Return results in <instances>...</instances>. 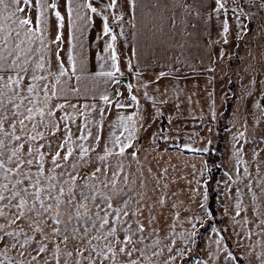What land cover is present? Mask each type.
I'll use <instances>...</instances> for the list:
<instances>
[{
    "label": "rangeland",
    "instance_id": "rangeland-1",
    "mask_svg": "<svg viewBox=\"0 0 264 264\" xmlns=\"http://www.w3.org/2000/svg\"><path fill=\"white\" fill-rule=\"evenodd\" d=\"M47 2L50 4L52 0ZM57 2L65 16L63 39L59 42L60 59L65 67L71 68L67 52L69 36H73L71 46L77 58L80 79L77 81L71 72L62 77L64 84L59 87L64 88V94L54 102L66 99L68 105L63 112L70 113L71 119L61 122L56 136L64 135L63 125L68 123L78 151L82 143L77 139L81 135L79 126L87 119L85 127L93 135L83 143L96 146L78 164L81 175L87 176L88 172L99 167L100 172L90 178V182L111 196L114 204L127 200L130 208L139 210V215L132 217L130 214L129 217L139 220L146 229V239L136 247L144 249L149 261L156 264H238L220 234V226L240 258L239 264H264V8L260 7L264 0H235L244 10V14L236 13L243 28L241 23L232 19L230 10L226 42L220 23L223 17H217L213 11L215 0H136L135 20H132L128 0H118V4L123 5V29L120 22L111 23L114 20L112 13H119L120 7L104 9L101 0H75L83 4L92 2L109 17L110 26L117 34L115 43L120 72L115 76V83L107 76L95 75L111 67L109 53L104 51L111 36L103 32L102 18L91 9L80 8L79 12L85 18H92L91 23L75 19L74 14L75 28L70 32L67 0ZM227 2L231 5L233 0ZM53 13L54 10L48 12L52 25L48 38L53 40L49 47L55 52L56 19ZM26 14L33 18L35 15L34 12ZM34 26L33 20L29 27ZM44 43L47 44V38ZM39 44V40L32 44L34 54L29 53L32 55L29 63L35 67L43 55L45 69H48L49 53L35 51ZM45 69H36V74L44 75ZM57 70L56 57L52 55L50 71ZM161 72L170 74L157 80ZM124 76L127 84L119 82ZM129 84L132 85L131 91ZM73 88H78V92H72L70 89ZM232 88L236 99L227 119L229 127L222 132L223 140L217 153V164L221 169L216 182L219 225L211 224L203 231V225L213 221L207 208L208 197L204 199L208 177L205 156L215 144L209 117L211 113L216 119L221 117L225 99L232 95ZM117 91L120 96L116 95ZM102 94L109 96L113 101L111 105L100 99ZM133 95L137 97L138 107L131 99ZM85 101L89 108L93 103L96 107L85 111L82 107ZM117 101L128 107L118 108ZM73 104H76L75 109L71 107ZM101 107L104 108L103 115L99 111ZM77 112L84 115L77 116ZM130 113H136L132 145L123 155L119 154L117 146L111 155L100 161L105 141L112 149L113 132L117 136L123 132L121 139H127L129 129L118 117ZM61 114L57 110V118ZM101 119L102 125L97 123ZM98 133L101 140L96 142L94 137ZM185 143L191 147L184 148ZM203 148L208 151H202ZM181 150L201 154H185ZM132 152L137 155L133 157ZM89 157L91 162L86 165L84 162H88ZM104 163L109 165L107 169L103 167ZM114 172L117 173L115 177ZM113 180L115 185L110 183ZM88 206L92 212L96 211L91 201ZM74 209L75 202L71 208L61 209L59 236L50 232L55 226L51 219L38 218L48 238L37 235L34 242L24 246H21L23 240L20 239L15 247L10 242L6 249L7 258L0 255V264H10V261L15 264L21 260L24 264H55L54 243L57 242L60 244L61 264L65 259L74 264L77 258L75 249L81 246L80 237L84 231L82 226L79 232L72 231L76 226ZM68 215L73 219L68 220ZM0 223L6 221L0 218ZM11 228H23L25 234L32 235L27 221H17L6 230ZM155 229L159 231H153ZM64 235L69 237L66 245ZM157 238L159 244L154 243ZM185 239L191 242L185 244ZM37 242L47 245L46 251L39 255ZM83 247L88 245L85 243ZM157 247L162 251L152 256ZM4 250V244L0 243V251ZM69 251L73 253L71 257L66 254ZM170 254L176 257L174 262L168 261Z\"/></svg>",
    "mask_w": 264,
    "mask_h": 264
},
{
    "label": "snow or ice",
    "instance_id": "snow-or-ice-1",
    "mask_svg": "<svg viewBox=\"0 0 264 264\" xmlns=\"http://www.w3.org/2000/svg\"><path fill=\"white\" fill-rule=\"evenodd\" d=\"M132 20H135L136 0H128ZM121 8L119 13L113 12L114 20L111 23L120 22L123 29V5L118 4V0H108L104 3L101 0V8L115 9ZM187 7V5H185ZM261 8H264V3H261ZM60 5L57 0H52L49 4L47 0H0V218H3L6 223H0V243L5 246L4 251H0V255L6 256V249L11 242L15 247L20 239L23 240V245H29L35 241V237L40 235L42 239H47L38 218L44 220L51 219L55 226L51 227L50 232L53 236L61 234L60 218L62 208H71L75 202V218L76 226L72 229L73 233L80 231V226L84 231L81 234V246L75 249L77 258L74 264H156L155 261H149L146 251L142 248H137V243H143L146 239L144 232L145 225L139 220L130 219L139 215L138 209L129 207L127 200L122 203L114 204L113 198L102 192L94 183L90 182V178L96 177L100 172V168H94L88 172L87 176H82L78 164L83 162V157L92 151L87 143L92 137L91 130L86 129L87 119L79 126L81 135L77 137L82 141L77 151L73 142V135L68 123H64V135L56 136L60 132L62 121L70 120L71 114L63 112L68 101L64 99L59 101L64 94L62 77L71 72L76 75L77 81L80 79V74H77V58L74 55V49L71 46L73 36H69V48L67 52V60L71 68L65 67L64 61L60 59L59 42L62 41V29L65 26V16L59 10ZM80 8L91 9L93 13L98 14L102 18L103 32L109 34L111 39L106 43L104 51L109 53L111 67L106 72L95 73V75H104L111 78L115 83V76L120 72L118 63V52L116 48L117 34L110 26L108 15L96 8L92 2L86 4L76 3L75 0H67V24L69 30L75 28V19L82 20L85 24L91 23V17L85 18L80 12ZM54 10L56 19L55 32V52L49 47L53 45V40L48 38L49 31L52 27L49 20L48 12ZM231 10L232 19L237 23L243 24L240 16L236 13L244 14V10L240 4L233 0L231 5L227 0H215L213 11L217 17H221V31L226 42L229 33V11ZM29 12H34V18ZM35 21L34 27H29ZM123 32H121V35ZM47 38V44L44 41ZM99 39V37H97ZM37 40L40 41L39 47L35 51H46L49 53V58L46 61L48 69H45V56H40L39 62L35 63V67L29 63L34 54L32 44ZM55 55L58 70L55 72L51 69V56ZM222 55V53H221ZM23 57V59H20ZM129 66L130 62H129ZM36 69H45L44 75L36 74ZM83 69V64H81ZM82 74V72H81ZM170 73L161 72L156 77L168 75ZM148 82L145 81V84ZM131 91L132 85H128ZM72 92H78V88L70 89ZM120 96L119 91L116 92ZM147 95V93H145ZM100 99L106 104L111 105L112 100L109 96L102 94ZM131 99L136 102L138 100L135 95ZM116 106L128 107L121 105L117 101ZM73 109L76 104L71 105ZM85 111H91L95 108L93 103L89 108L87 101L82 105ZM57 110L61 111V115L57 118ZM101 115L104 113V108L99 109ZM77 116H83V112H77ZM136 113H130L128 116L121 115L118 117L123 126L129 129L127 139H121L124 133L119 136L113 132L112 149L108 148V142H104V154L99 157L100 161H104L106 156L111 155L113 150L117 149L120 155H123L125 149L132 145L135 139V119ZM103 124V120L97 121ZM47 129V131H45ZM85 132L87 134L85 135ZM55 137V143L53 142ZM96 142L101 140V135L98 133L94 137ZM166 139V137H165ZM184 148H190L191 145L185 143ZM202 151H208L203 148ZM131 155L135 157L136 152ZM79 157V159H77ZM71 161V163H69ZM91 162L89 157L88 162ZM107 169L109 165L103 164ZM122 171V167H121ZM75 173V174H73ZM114 177L117 173L112 174ZM83 180V184L78 181ZM115 185V180L111 181ZM100 200L97 203V200ZM207 199V196H204ZM89 201L95 208V212L89 208ZM178 215V213H177ZM68 220H72L71 215L67 216ZM191 220L192 218L189 217ZM199 219V217H197ZM17 221L29 223L32 235L25 234L23 228H11ZM135 225V227H133ZM67 231V228L64 229ZM153 231H159L155 229ZM94 233V235L92 234ZM121 234L122 238H121ZM195 235V233H192ZM11 238V240H9ZM68 235L63 236V242L67 244ZM95 241V242H93ZM175 243V240L172 241ZM191 241L185 239L184 243L188 244ZM88 247H83V244ZM154 243L159 244L157 238ZM38 252H45L47 245L37 242ZM147 245H145V248ZM55 249V264H61V251L59 242L54 243ZM162 251L157 247L152 256H156ZM171 252V249H169ZM87 252V255L84 253ZM93 253L95 255H93ZM71 257V251L66 253ZM186 254V253H185ZM229 256L232 254L229 253ZM175 256L169 255L168 261L174 262ZM10 264L13 262L10 261ZM15 264H24V261L15 262ZM63 264H69L65 259ZM167 264V262H166Z\"/></svg>",
    "mask_w": 264,
    "mask_h": 264
},
{
    "label": "trees",
    "instance_id": "trees-1",
    "mask_svg": "<svg viewBox=\"0 0 264 264\" xmlns=\"http://www.w3.org/2000/svg\"><path fill=\"white\" fill-rule=\"evenodd\" d=\"M222 85V82H221ZM231 87H233V84H231ZM236 99V94L234 92V89L232 88V95L225 99V108L223 110V113L221 114V117L216 119L212 113L209 117V121L213 125V139L215 141V144L211 145V149L208 152V155L205 156V165H206V171H207V180L205 182L206 187V193L208 197L207 201V208L210 213V217L213 219V221H208L203 225L201 228L203 231H205V227H209L211 224L219 225V219L217 218V192H216V182L218 180V176L220 174V167L218 166L217 162L219 160L217 153L221 148V143L223 140V131L224 129H227L229 127V123L227 122V119L229 118V115L232 113L233 109L232 106L234 104V101ZM213 116V117H212ZM182 153L185 154H201L197 152H190L187 150H181ZM220 229V234L224 237L225 244L229 248L230 252L235 257L238 264L240 263V258L237 256L236 252L232 249V246L230 242L225 238L224 231L220 226H218Z\"/></svg>",
    "mask_w": 264,
    "mask_h": 264
},
{
    "label": "water",
    "instance_id": "water-1",
    "mask_svg": "<svg viewBox=\"0 0 264 264\" xmlns=\"http://www.w3.org/2000/svg\"><path fill=\"white\" fill-rule=\"evenodd\" d=\"M119 82H120V83L127 84V83H128V80H127V78L124 76V77L120 78Z\"/></svg>",
    "mask_w": 264,
    "mask_h": 264
}]
</instances>
